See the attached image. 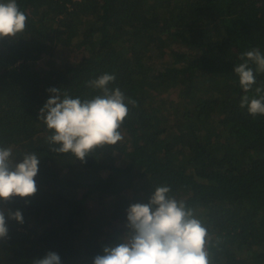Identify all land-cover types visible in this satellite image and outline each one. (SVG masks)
Instances as JSON below:
<instances>
[{
  "label": "trees",
  "instance_id": "16d2710c",
  "mask_svg": "<svg viewBox=\"0 0 264 264\" xmlns=\"http://www.w3.org/2000/svg\"><path fill=\"white\" fill-rule=\"evenodd\" d=\"M7 2V0H0ZM25 29L0 39V147L40 157L31 197L0 201V264H92L127 233V209L157 186L207 230L210 264H264V115L241 98L233 67L264 55V0H16ZM104 73L135 101L122 140L82 162L52 151L38 114L50 88L81 101ZM262 89L256 93L255 89ZM127 103V100L125 101ZM19 211L23 223L9 219Z\"/></svg>",
  "mask_w": 264,
  "mask_h": 264
},
{
  "label": "clouds",
  "instance_id": "9594fccd",
  "mask_svg": "<svg viewBox=\"0 0 264 264\" xmlns=\"http://www.w3.org/2000/svg\"><path fill=\"white\" fill-rule=\"evenodd\" d=\"M25 23L26 15L16 0L0 2V39H13L24 31ZM240 59L244 62L234 66L233 71L247 93L256 82L248 62L256 65L257 72H264V55L253 49L243 53ZM115 79L114 74L104 73L89 81L90 86L101 89L103 94L85 101L66 93L62 98L60 88L47 90L50 98L38 118L43 119L51 132L48 143L54 145L52 151L70 153L83 162L94 150L122 140L119 129L128 115V104L135 106V101L126 98L119 88L108 87ZM255 91L259 94L262 89L257 87ZM240 107H246L249 115H264V95L259 99L244 95ZM13 160L11 148L0 147V201L31 197L37 191L34 177L40 157L29 153L18 164L14 165ZM169 192L170 187L157 186L148 203L130 205L125 237L116 245L105 246L103 254L94 257L92 264H210L204 248L207 230L183 203L169 197ZM8 218L23 223L19 211ZM7 234L5 214L0 211V239ZM33 264H61V259L49 252Z\"/></svg>",
  "mask_w": 264,
  "mask_h": 264
}]
</instances>
